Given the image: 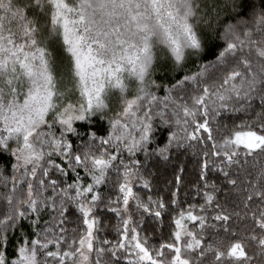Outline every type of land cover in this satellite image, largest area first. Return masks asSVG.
I'll list each match as a JSON object with an SVG mask.
<instances>
[{
	"label": "snow or ice",
	"instance_id": "6c2138e0",
	"mask_svg": "<svg viewBox=\"0 0 264 264\" xmlns=\"http://www.w3.org/2000/svg\"><path fill=\"white\" fill-rule=\"evenodd\" d=\"M173 149L203 203L150 245L136 157ZM0 188V264H264V0H0Z\"/></svg>",
	"mask_w": 264,
	"mask_h": 264
},
{
	"label": "trees",
	"instance_id": "16d2710c",
	"mask_svg": "<svg viewBox=\"0 0 264 264\" xmlns=\"http://www.w3.org/2000/svg\"><path fill=\"white\" fill-rule=\"evenodd\" d=\"M160 53L158 52V55ZM63 65L67 64V61H62ZM63 71V68H61ZM158 95H163V92L158 93ZM231 127V125H230ZM166 132L158 133L157 144L163 147L166 142ZM157 145H151V149L155 148ZM137 159L140 161L139 172L143 177V180L150 182V191L142 187V183L138 182L133 185V191L147 203L148 197L151 196L153 200L163 199L169 204V212H166L162 216V224L153 216L147 213L134 212V225L137 226V230L140 232L141 237H148L149 244L155 245L159 241L168 240L172 231L174 230L173 217L178 215L179 210L187 211L190 204L197 205V209L200 204L203 203V192L201 191L199 195L196 193V185L202 184L199 181V165L200 160L197 156L192 154L191 150L181 149L177 151L173 149L169 154V159L164 160L160 156L155 154L145 157L142 153L137 154ZM183 168L181 173L180 169ZM113 179L109 182L107 188L102 189L105 196L107 197L111 194V198L115 199L119 195L117 189L113 187L116 184L115 174ZM181 176V182L178 192V204L176 206V211H172V205L170 201L172 199V193L177 191L176 177ZM5 191L0 188V193ZM221 202H223V196H220ZM4 209V202L0 199V212ZM98 219L101 224V231L99 236L101 238H107L113 243H116L119 239L117 235V227L120 224L119 217L113 212H108L106 209L103 210L98 215ZM74 224L69 225V234L71 235V228L73 226L77 227V234L82 230L83 225L80 221L76 220L75 216L72 217ZM132 225H130L131 227ZM191 227L192 225L189 224ZM123 264V261L121 262Z\"/></svg>",
	"mask_w": 264,
	"mask_h": 264
}]
</instances>
